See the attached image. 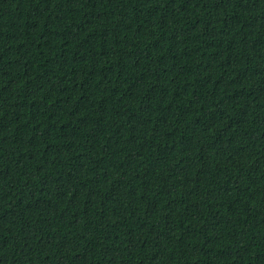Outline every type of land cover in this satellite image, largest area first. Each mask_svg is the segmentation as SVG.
<instances>
[{"label": "trees", "instance_id": "trees-1", "mask_svg": "<svg viewBox=\"0 0 264 264\" xmlns=\"http://www.w3.org/2000/svg\"><path fill=\"white\" fill-rule=\"evenodd\" d=\"M0 264H264V0H0Z\"/></svg>", "mask_w": 264, "mask_h": 264}]
</instances>
